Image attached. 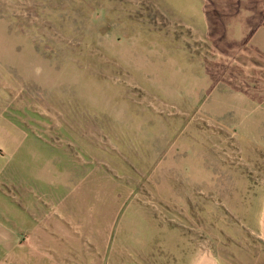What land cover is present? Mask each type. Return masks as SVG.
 I'll return each instance as SVG.
<instances>
[{"label":"rangeland","instance_id":"obj_1","mask_svg":"<svg viewBox=\"0 0 264 264\" xmlns=\"http://www.w3.org/2000/svg\"><path fill=\"white\" fill-rule=\"evenodd\" d=\"M263 214L264 0H0L18 251L264 264Z\"/></svg>","mask_w":264,"mask_h":264},{"label":"crops","instance_id":"obj_2","mask_svg":"<svg viewBox=\"0 0 264 264\" xmlns=\"http://www.w3.org/2000/svg\"><path fill=\"white\" fill-rule=\"evenodd\" d=\"M18 231V230H17ZM61 233V232H60ZM42 234V233H41ZM49 234V232L47 233ZM58 234V233H53ZM66 236V232L63 233ZM70 234V233H67ZM34 233H30L26 236V240H30L34 238ZM61 238V234L57 235ZM22 240L23 237H21L19 232H9L7 230H1L0 227V264H43V263H37L34 260V256L32 254H23L22 251L17 250V241ZM68 251V253H61V264H92L90 263L91 257H85V263H82L81 261V250L73 249V250H65L64 252ZM19 252H22L19 254ZM70 252V253H69ZM68 256H71L68 257ZM81 256V259H80ZM20 258V259H19ZM94 264H97V262H94Z\"/></svg>","mask_w":264,"mask_h":264},{"label":"bare ground","instance_id":"obj_3","mask_svg":"<svg viewBox=\"0 0 264 264\" xmlns=\"http://www.w3.org/2000/svg\"><path fill=\"white\" fill-rule=\"evenodd\" d=\"M261 222H262V225L264 226V214L261 217Z\"/></svg>","mask_w":264,"mask_h":264}]
</instances>
